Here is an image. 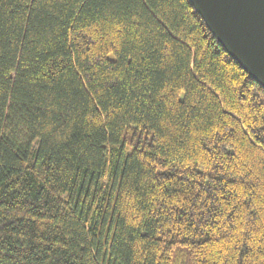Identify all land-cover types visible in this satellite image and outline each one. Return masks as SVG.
<instances>
[{
	"label": "trees",
	"instance_id": "16d2710c",
	"mask_svg": "<svg viewBox=\"0 0 264 264\" xmlns=\"http://www.w3.org/2000/svg\"><path fill=\"white\" fill-rule=\"evenodd\" d=\"M0 264H264V88L190 0H0Z\"/></svg>",
	"mask_w": 264,
	"mask_h": 264
},
{
	"label": "water",
	"instance_id": "95a60500",
	"mask_svg": "<svg viewBox=\"0 0 264 264\" xmlns=\"http://www.w3.org/2000/svg\"><path fill=\"white\" fill-rule=\"evenodd\" d=\"M226 52L264 88V0H190Z\"/></svg>",
	"mask_w": 264,
	"mask_h": 264
}]
</instances>
